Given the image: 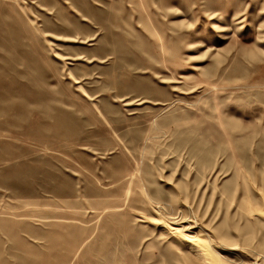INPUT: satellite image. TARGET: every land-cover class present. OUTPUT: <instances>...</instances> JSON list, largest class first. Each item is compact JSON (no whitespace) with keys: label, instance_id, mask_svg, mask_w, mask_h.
Returning a JSON list of instances; mask_svg holds the SVG:
<instances>
[{"label":"rangeland","instance_id":"rangeland-1","mask_svg":"<svg viewBox=\"0 0 264 264\" xmlns=\"http://www.w3.org/2000/svg\"><path fill=\"white\" fill-rule=\"evenodd\" d=\"M163 211L264 264V0H0V264H193Z\"/></svg>","mask_w":264,"mask_h":264},{"label":"bare ground","instance_id":"bare-ground-1","mask_svg":"<svg viewBox=\"0 0 264 264\" xmlns=\"http://www.w3.org/2000/svg\"><path fill=\"white\" fill-rule=\"evenodd\" d=\"M156 208H158L159 211L162 210L160 205ZM160 215L166 216L167 222L169 221L172 224H175V226L169 227L171 233L181 238V241L184 242V244L186 243L188 245L191 253L194 252L192 254L189 253V258H190L189 260L193 262V264H257L254 261H253L254 263L246 262L247 260L245 262L242 261L240 263L233 261L231 262V260H228L224 256L222 257V254L218 252L219 250L214 247L210 239L203 237L199 231L195 230L196 224L188 223V224L179 225L183 219L181 220V218L179 217L176 218V216L174 217L171 215H166L165 211H163V213ZM162 220L165 222L164 219Z\"/></svg>","mask_w":264,"mask_h":264}]
</instances>
